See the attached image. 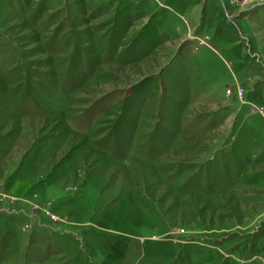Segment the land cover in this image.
<instances>
[{
  "label": "rangeland",
  "instance_id": "1",
  "mask_svg": "<svg viewBox=\"0 0 264 264\" xmlns=\"http://www.w3.org/2000/svg\"><path fill=\"white\" fill-rule=\"evenodd\" d=\"M0 264H264V0H0Z\"/></svg>",
  "mask_w": 264,
  "mask_h": 264
}]
</instances>
